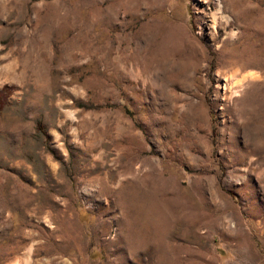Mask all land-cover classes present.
Here are the masks:
<instances>
[{
    "label": "rangeland",
    "instance_id": "obj_1",
    "mask_svg": "<svg viewBox=\"0 0 264 264\" xmlns=\"http://www.w3.org/2000/svg\"><path fill=\"white\" fill-rule=\"evenodd\" d=\"M216 1L0 0V264H264V43Z\"/></svg>",
    "mask_w": 264,
    "mask_h": 264
},
{
    "label": "bare ground",
    "instance_id": "obj_2",
    "mask_svg": "<svg viewBox=\"0 0 264 264\" xmlns=\"http://www.w3.org/2000/svg\"><path fill=\"white\" fill-rule=\"evenodd\" d=\"M216 2L218 3V12H221V19L225 21V25L235 26L238 31L236 43L241 46L238 47V53L232 52L231 57L243 60L245 58L244 68L246 69L259 68L262 63L261 54L264 43V0H217ZM229 5L231 6L229 7ZM216 21L217 17L214 14V27H216ZM225 35L230 39L236 37L233 29L230 33L226 32ZM257 74L250 73V79L259 77Z\"/></svg>",
    "mask_w": 264,
    "mask_h": 264
}]
</instances>
